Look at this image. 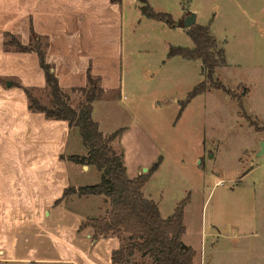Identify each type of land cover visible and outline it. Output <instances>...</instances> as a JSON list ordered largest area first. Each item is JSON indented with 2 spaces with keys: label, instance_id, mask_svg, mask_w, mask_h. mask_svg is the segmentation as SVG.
<instances>
[{
  "label": "rangeland",
  "instance_id": "374dc122",
  "mask_svg": "<svg viewBox=\"0 0 264 264\" xmlns=\"http://www.w3.org/2000/svg\"><path fill=\"white\" fill-rule=\"evenodd\" d=\"M146 1L175 25L192 11L209 27L224 49L214 81L225 89L210 88L199 61L170 55L194 47L190 29L147 18L135 0L125 4L134 25L122 60L126 99H116L118 90L104 95L101 130L122 129L114 147L145 166L143 175L160 161L145 193L165 219L184 203V242L198 264H264V0ZM205 81L208 90L194 95ZM59 82L80 109L85 96ZM26 90L53 106L34 59L0 55V264H109L127 240L93 241L90 219L104 214L105 199L63 196L101 174L70 160L87 155L79 130L30 110Z\"/></svg>",
  "mask_w": 264,
  "mask_h": 264
},
{
  "label": "trees",
  "instance_id": "16d2710c",
  "mask_svg": "<svg viewBox=\"0 0 264 264\" xmlns=\"http://www.w3.org/2000/svg\"><path fill=\"white\" fill-rule=\"evenodd\" d=\"M141 11L149 19L165 22L170 27L177 28L178 23L166 14L156 13L146 0H140ZM120 4L122 0H111ZM190 35L195 47L172 48L171 56H181L188 60H200L203 73L207 81H211L210 88L225 89L219 81H214L217 69L226 63L224 49L218 48L217 40L211 35L209 27L194 25L190 28ZM42 37L35 33L31 26V42L33 47L25 46L11 33L4 34L5 52L35 53L39 66L44 72L46 87L52 97V107L40 104L32 94L26 90L29 109L39 112L49 120L66 121L70 127L79 130L83 146L87 150L86 157L71 156L70 160L90 167H95L101 174L98 184L83 186L78 189L67 188L63 196L77 195L82 198L103 197L107 208L98 218L90 219L93 241L99 239L126 236V243L111 253V264H135L137 258H143L148 264H196L197 253L187 246L183 237L186 229L184 225V203L180 204L174 214L165 219L160 213L157 203L145 197L143 189L155 172L160 161L155 163L149 173L130 179L124 163L125 154L114 147L120 140L122 129L104 135L99 124L93 119V104L103 99L107 92L102 86L100 77L93 75L92 66L86 73L85 88H74L72 92H81L85 96V103L76 110L70 103V95L62 89L55 73V66L47 62L49 42L42 49ZM210 85V84H209ZM207 82L200 84L194 91L199 94L208 90ZM117 98H121L118 91Z\"/></svg>",
  "mask_w": 264,
  "mask_h": 264
},
{
  "label": "crops",
  "instance_id": "0c3cea01",
  "mask_svg": "<svg viewBox=\"0 0 264 264\" xmlns=\"http://www.w3.org/2000/svg\"><path fill=\"white\" fill-rule=\"evenodd\" d=\"M134 2L135 0H122L120 4H114L111 0H0V55L12 54L21 58H31L34 59L35 65L39 66L35 53L5 52L3 46L5 33L17 35L23 45H29L33 26L36 34L48 40V62L55 65L58 76L62 75L59 81L64 86L85 88L86 73L92 66L93 75L101 78L105 90H118L122 100L126 99L122 60L127 51L128 41L132 39L134 25L129 23L132 21L128 19L125 4ZM185 15L186 12L182 17ZM211 35L217 40L212 33ZM189 61H199L203 73V64L200 60ZM112 100L105 102L115 103L116 100ZM102 101L104 100H98L93 104V119L101 127L100 130L102 121L97 117V107ZM103 131L101 130L106 136L114 133L112 130ZM126 135L127 133L124 136ZM123 151L128 177L135 179L141 176L142 167L145 166L139 165L136 168L132 166L126 149ZM143 193L146 198L153 200L145 193V187ZM197 260L198 256L195 259L196 264Z\"/></svg>",
  "mask_w": 264,
  "mask_h": 264
},
{
  "label": "water",
  "instance_id": "95a60500",
  "mask_svg": "<svg viewBox=\"0 0 264 264\" xmlns=\"http://www.w3.org/2000/svg\"><path fill=\"white\" fill-rule=\"evenodd\" d=\"M196 20H197V15L192 11H187L183 19L178 22L177 28H181L183 30L190 29L191 27L196 25ZM12 86H13L12 81L8 79L4 81L5 89H10ZM263 152H264V145H263ZM145 171H147V169H145ZM94 242L96 243V241Z\"/></svg>",
  "mask_w": 264,
  "mask_h": 264
}]
</instances>
